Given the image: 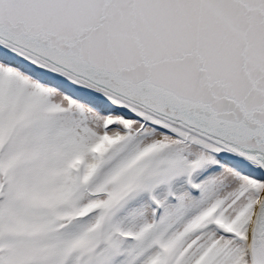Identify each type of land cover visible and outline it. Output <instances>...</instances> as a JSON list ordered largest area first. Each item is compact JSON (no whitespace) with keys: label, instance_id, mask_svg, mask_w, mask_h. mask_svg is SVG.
Instances as JSON below:
<instances>
[{"label":"snow or ice","instance_id":"snow-or-ice-1","mask_svg":"<svg viewBox=\"0 0 264 264\" xmlns=\"http://www.w3.org/2000/svg\"><path fill=\"white\" fill-rule=\"evenodd\" d=\"M0 264H264V0H0Z\"/></svg>","mask_w":264,"mask_h":264}]
</instances>
